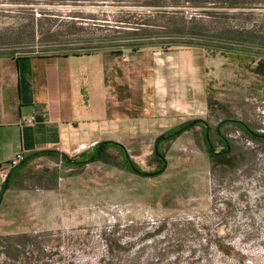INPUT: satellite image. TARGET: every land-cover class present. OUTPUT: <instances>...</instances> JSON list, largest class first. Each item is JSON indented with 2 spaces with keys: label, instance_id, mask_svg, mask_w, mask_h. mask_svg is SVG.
Segmentation results:
<instances>
[{
  "label": "rangeland",
  "instance_id": "1",
  "mask_svg": "<svg viewBox=\"0 0 264 264\" xmlns=\"http://www.w3.org/2000/svg\"><path fill=\"white\" fill-rule=\"evenodd\" d=\"M109 45L155 52L157 74L169 53L172 84L200 83L206 108L132 126L112 141L128 159L110 148L77 169L30 160L0 203V264H264V139L224 124L229 153L217 159L199 125L172 135L205 120L214 153L223 121L264 135V72L252 70L264 56V0H0V56Z\"/></svg>",
  "mask_w": 264,
  "mask_h": 264
},
{
  "label": "crops",
  "instance_id": "2",
  "mask_svg": "<svg viewBox=\"0 0 264 264\" xmlns=\"http://www.w3.org/2000/svg\"><path fill=\"white\" fill-rule=\"evenodd\" d=\"M163 55L166 75L156 73L155 52L147 50L0 56V190L10 172L6 164L18 153L76 157L100 142L126 139L132 126L155 122L157 112L206 108L205 87L174 86L178 75L169 60L175 58Z\"/></svg>",
  "mask_w": 264,
  "mask_h": 264
},
{
  "label": "trees",
  "instance_id": "3",
  "mask_svg": "<svg viewBox=\"0 0 264 264\" xmlns=\"http://www.w3.org/2000/svg\"><path fill=\"white\" fill-rule=\"evenodd\" d=\"M187 44H191V43H187ZM171 46H191V45H185V44L181 45V44H177V43H171L167 47L169 48ZM202 48H204L205 50H209L204 45ZM134 50H137V48ZM101 51L102 52H104V51L109 52V53H112L115 55H121L123 52L121 50V48L115 47V45H109V47L107 49H101L98 52H101ZM95 52H97V50L96 51H90V52L89 51L88 52H74L72 54H74V55L75 54H92ZM54 55H61V54H54ZM62 55H68V54H62ZM256 60H257V62L255 63V67L252 70L256 75H261L264 72V70H263V68H264V56H258ZM190 122L191 121L186 122L184 126H186ZM224 123L233 124L234 126L241 129L242 132H244L245 134L250 136L252 139H257V140L264 139V135H261V134H258L256 132L251 131L245 124H243L240 121L229 120V121H225ZM167 133L169 134V133H171V131H167ZM203 141H206V139L204 138ZM222 141L223 142H221V141H219V142L223 145L224 150L221 153H214L213 145L211 146V148H209L208 146L211 145V143H209L207 140L205 143H206V149H207L208 154H211L213 157H215L217 159H221V158L225 157L226 155H228L229 152H228L227 142L225 139ZM110 148H113V149L119 151L120 153L125 151L124 147L120 143L112 142V141H103V142L96 144L95 147L90 152H85V153H81L80 155H78L77 159H75L74 161L69 159L67 155L60 153L58 151H55V150H40V151L30 153L26 157H24V159L20 162L19 165L10 169L9 178L7 181L5 192L11 186L13 181L20 175V173L27 168L28 162H30V160H32L33 158H36L39 156H47V157H51V158H56V159H59L62 163H64L67 167L77 169V168H81L84 165L89 164V163L100 162L102 160L104 154L106 153V151ZM124 162L131 164L130 161L124 160Z\"/></svg>",
  "mask_w": 264,
  "mask_h": 264
},
{
  "label": "water",
  "instance_id": "4",
  "mask_svg": "<svg viewBox=\"0 0 264 264\" xmlns=\"http://www.w3.org/2000/svg\"><path fill=\"white\" fill-rule=\"evenodd\" d=\"M225 121H223L222 123H224ZM199 123H205L202 119H195V120H192L189 124H187L185 127L181 128L180 130L174 132L172 135L173 136H177L179 135L180 133L184 132L185 130L187 129H190L192 128L193 126H196L197 124ZM218 132V131H217ZM205 139L207 140V133H205L204 135ZM163 138V136H159L155 142H154V148H153V152H154V155L157 157V158H161L158 154V144H159V141ZM211 146H209L210 148ZM125 153V152H124ZM125 159H128L129 156L125 153ZM163 163L165 164V161H163ZM158 174V172H155V173H144L142 175L146 176V177H151L153 175H156ZM8 178H9V174L6 175V177L4 178V181H3V185L1 187V190H0V203H1V200H2V197H3V194L5 192V189H6V185H7V181H8Z\"/></svg>",
  "mask_w": 264,
  "mask_h": 264
},
{
  "label": "flooded vegetation",
  "instance_id": "5",
  "mask_svg": "<svg viewBox=\"0 0 264 264\" xmlns=\"http://www.w3.org/2000/svg\"><path fill=\"white\" fill-rule=\"evenodd\" d=\"M205 123L203 124V123H199V124H197V125H199L200 127H202V130H203V136L205 135V133H207V140H208V142L209 143H211V137H210V126L208 125V123L205 121V120H203ZM224 124H226V123H219L218 125H216V127H215V129H214V134H215V136H216V138L219 140V141H221V142H223L222 140H224V138L222 137V135H221V133H220V129H221V127L224 125ZM196 125V126H197ZM193 127H195V126H193ZM191 129V128H190ZM187 130H189V129H187ZM187 130H185V131H187ZM184 131V132H185ZM218 131V132H217ZM169 137H171V136H169ZM205 138V137H204ZM167 139V136L166 135H163V138L160 140V141H164V140H166ZM206 140V141H207ZM205 141V142H206ZM209 146H212V143H211V145H209ZM208 146V147H209ZM211 148V147H210ZM158 154H160V152H159V144H158ZM153 155H154V152H153ZM160 156V155H159ZM154 159H156V161H158L159 162V164H158V166H160L159 168L160 169H163L164 168V163L162 162V157L159 159V158H157V157H155V155H154Z\"/></svg>",
  "mask_w": 264,
  "mask_h": 264
},
{
  "label": "built area",
  "instance_id": "6",
  "mask_svg": "<svg viewBox=\"0 0 264 264\" xmlns=\"http://www.w3.org/2000/svg\"><path fill=\"white\" fill-rule=\"evenodd\" d=\"M32 121V119L30 118V119H27V123H30ZM24 159V156H23V154H21V153H18V154H16L12 159H10L9 161H8V163L6 164V167H7V169H12V168H14V167H16L17 165H19L20 164V162L22 161Z\"/></svg>",
  "mask_w": 264,
  "mask_h": 264
}]
</instances>
